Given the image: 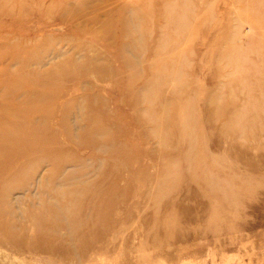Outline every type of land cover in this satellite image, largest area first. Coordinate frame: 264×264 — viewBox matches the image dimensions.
I'll use <instances>...</instances> for the list:
<instances>
[{"label":"rangeland","instance_id":"obj_1","mask_svg":"<svg viewBox=\"0 0 264 264\" xmlns=\"http://www.w3.org/2000/svg\"><path fill=\"white\" fill-rule=\"evenodd\" d=\"M0 264H264V0H0Z\"/></svg>","mask_w":264,"mask_h":264}]
</instances>
